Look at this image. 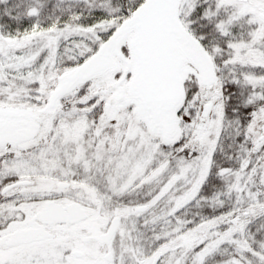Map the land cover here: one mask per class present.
<instances>
[{"label": "snow or ice", "instance_id": "1", "mask_svg": "<svg viewBox=\"0 0 264 264\" xmlns=\"http://www.w3.org/2000/svg\"><path fill=\"white\" fill-rule=\"evenodd\" d=\"M0 264H264V0H0Z\"/></svg>", "mask_w": 264, "mask_h": 264}]
</instances>
